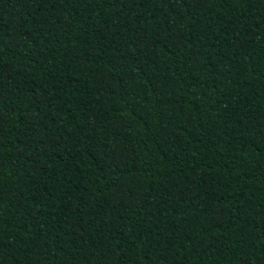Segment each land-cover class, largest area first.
Segmentation results:
<instances>
[{"label": "trees", "instance_id": "1", "mask_svg": "<svg viewBox=\"0 0 264 264\" xmlns=\"http://www.w3.org/2000/svg\"><path fill=\"white\" fill-rule=\"evenodd\" d=\"M0 264H264V0H0Z\"/></svg>", "mask_w": 264, "mask_h": 264}]
</instances>
